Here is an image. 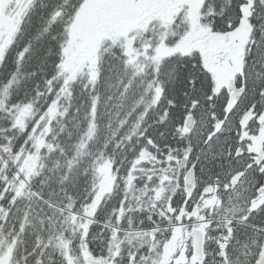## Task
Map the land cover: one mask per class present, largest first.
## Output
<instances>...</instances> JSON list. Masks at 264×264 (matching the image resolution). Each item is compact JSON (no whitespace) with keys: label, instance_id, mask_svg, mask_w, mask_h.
Returning a JSON list of instances; mask_svg holds the SVG:
<instances>
[{"label":"snow or ice","instance_id":"obj_1","mask_svg":"<svg viewBox=\"0 0 264 264\" xmlns=\"http://www.w3.org/2000/svg\"><path fill=\"white\" fill-rule=\"evenodd\" d=\"M0 264H264V0H0Z\"/></svg>","mask_w":264,"mask_h":264}]
</instances>
